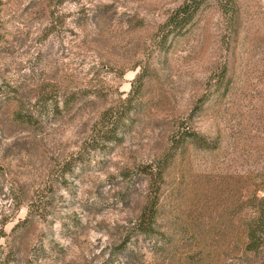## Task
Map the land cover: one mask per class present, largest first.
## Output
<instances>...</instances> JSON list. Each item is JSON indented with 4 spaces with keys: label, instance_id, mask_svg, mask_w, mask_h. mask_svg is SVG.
I'll list each match as a JSON object with an SVG mask.
<instances>
[{
    "label": "rangeland",
    "instance_id": "rangeland-1",
    "mask_svg": "<svg viewBox=\"0 0 264 264\" xmlns=\"http://www.w3.org/2000/svg\"><path fill=\"white\" fill-rule=\"evenodd\" d=\"M183 1L0 0V264H264V236L248 257L236 242L264 189V0H235L237 37L208 0L159 50ZM142 71L121 136L93 148ZM188 129L220 144L166 169L153 248L142 167Z\"/></svg>",
    "mask_w": 264,
    "mask_h": 264
},
{
    "label": "trees",
    "instance_id": "trees-1",
    "mask_svg": "<svg viewBox=\"0 0 264 264\" xmlns=\"http://www.w3.org/2000/svg\"><path fill=\"white\" fill-rule=\"evenodd\" d=\"M207 1L208 0H184L178 7H176L168 15L164 23L157 26V34L160 36V39L157 43L158 49L162 50L166 47L170 36L175 38L181 35ZM214 1L217 2L221 13L227 17L226 19L231 28L233 36L237 37L240 27L238 24L239 14L235 0ZM143 72L144 71H142V73L137 76V79L132 83L131 91L127 97L120 102V106L115 109L114 107L109 108L101 114L102 116L100 124L95 129L93 136H91V144L93 145V148H98L101 144L116 141L119 139V136H121L125 118L132 111L133 101L138 95L142 86L141 82L143 78ZM226 75L227 71H223L219 83L221 82V84H223ZM0 97V100H9L8 95L4 94ZM219 144L218 136L214 139H208L199 135L194 130L188 129L181 135L180 149H178V145H175L173 147V151L166 153L162 162L158 159L157 162L142 167V173L148 180L147 195L142 206L140 207L139 213L134 223V229L139 235H142L152 241L154 243L153 248H158L156 242L158 244L160 241H158V239H156L157 241H154L152 240V237L157 235H159L160 238L163 237V235L157 231V220L160 214V201L162 194L161 188L164 184L166 169L170 163H172L174 158H176L178 152H181V154L189 153L188 149L192 147L194 149L210 152L216 150ZM262 191L263 197L261 199H256L258 202L256 205L258 210L257 217H243L240 215L237 219V248L243 254L245 253L246 257H248L249 254H258L262 247L264 236V189ZM241 194L242 193H238V201H241L243 198V195ZM241 203H243V201Z\"/></svg>",
    "mask_w": 264,
    "mask_h": 264
}]
</instances>
